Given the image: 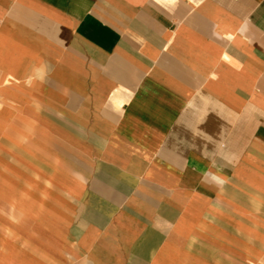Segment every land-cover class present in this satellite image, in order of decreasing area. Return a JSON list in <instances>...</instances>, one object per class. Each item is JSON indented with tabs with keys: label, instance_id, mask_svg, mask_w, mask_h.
Returning a JSON list of instances; mask_svg holds the SVG:
<instances>
[{
	"label": "crops",
	"instance_id": "obj_1",
	"mask_svg": "<svg viewBox=\"0 0 264 264\" xmlns=\"http://www.w3.org/2000/svg\"><path fill=\"white\" fill-rule=\"evenodd\" d=\"M0 264H264V0H0Z\"/></svg>",
	"mask_w": 264,
	"mask_h": 264
}]
</instances>
